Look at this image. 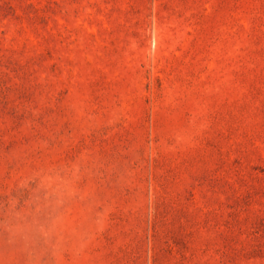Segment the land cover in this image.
I'll return each instance as SVG.
<instances>
[{
	"label": "rangeland",
	"instance_id": "obj_1",
	"mask_svg": "<svg viewBox=\"0 0 264 264\" xmlns=\"http://www.w3.org/2000/svg\"><path fill=\"white\" fill-rule=\"evenodd\" d=\"M0 264H264V0H0Z\"/></svg>",
	"mask_w": 264,
	"mask_h": 264
}]
</instances>
